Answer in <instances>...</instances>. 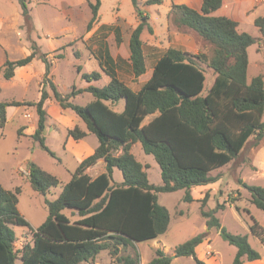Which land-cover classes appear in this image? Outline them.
Here are the masks:
<instances>
[{
  "label": "trees",
  "instance_id": "16d2710c",
  "mask_svg": "<svg viewBox=\"0 0 264 264\" xmlns=\"http://www.w3.org/2000/svg\"><path fill=\"white\" fill-rule=\"evenodd\" d=\"M27 23L31 22L28 0H18ZM135 12L142 15L139 0H131ZM162 0H148L146 4H161ZM92 18L87 26L91 31L100 18L101 0H88ZM222 0H204L197 11L186 5L173 4L168 13L170 32L192 30L211 48L206 53L192 54L178 47H170L156 63L151 78L139 91H134L118 76L119 64L111 56L106 41L93 53L100 71L83 74L89 84L106 75L108 84L102 88L89 85L86 89L73 87L68 94L58 91L51 80L52 63L47 53H41L36 43L31 53L17 61H6L0 73L7 80L15 77L18 68L29 66L39 59L45 66L41 96L38 102L7 101L0 103V127L8 122L10 107H34L38 114L33 140L52 157L46 146L45 134L49 114L45 108L50 98L47 86L63 110L73 111L84 124L68 131L76 141L94 135L99 146L95 153L82 161L68 183L43 170L35 162L28 164L29 183L39 195L47 197L53 188L62 187L58 199L46 198L48 217L36 230L18 211L21 188L6 190L0 184V264H92L104 251L114 259L113 264H141L139 253L128 254L135 243L148 242L165 235L171 224L169 210L159 203V194L185 190L183 201L195 200L191 189L219 181L213 173L234 160L255 141L264 140V73L248 82V49L259 44L264 55V16L254 25L262 37H254L238 30V22L216 16ZM142 22L131 33L130 69L135 78L146 73V55ZM113 26L102 25V30L119 32ZM205 68L213 71L215 80L206 94ZM81 72V69H80ZM90 93L93 101L79 105L72 100ZM125 102L124 110L115 107ZM151 117L148 123L147 118ZM140 143L144 154L152 156L161 169L162 184H152L145 167L132 153ZM100 160L106 163L105 172L92 177L88 169ZM123 181L114 180L115 170ZM250 193V202L264 211V188L239 181ZM209 195L202 200L201 213L209 229H215L222 239L237 248L232 264H244L261 259V254L249 243L247 235L229 232L214 210H205ZM234 204V201L231 203ZM71 211V216L64 213ZM73 216H78L73 220ZM28 228L32 242L16 249L15 228ZM254 236L264 243V229L255 221L251 226ZM207 239L197 235L174 249L176 258H193L195 264H206L199 259L196 248ZM148 264H172V257L158 248Z\"/></svg>",
  "mask_w": 264,
  "mask_h": 264
},
{
  "label": "rangeland",
  "instance_id": "374dc122",
  "mask_svg": "<svg viewBox=\"0 0 264 264\" xmlns=\"http://www.w3.org/2000/svg\"><path fill=\"white\" fill-rule=\"evenodd\" d=\"M89 1L94 2L95 0ZM139 2L141 16L135 12L131 0H101L100 18L91 31H88L87 26L92 18L88 0H28L30 23L26 22L18 0H0V69L8 60L17 61L28 56L31 53L32 44L36 43L41 53L48 54L52 63L50 77L60 93L68 94L73 87L86 89L89 85L102 88L108 84L107 77L91 84L82 77L83 74L100 70L98 60L93 55L94 51H98V47L93 49V46L95 44L99 46L110 36L116 39L113 30L100 29L92 37L89 36L101 23H113L119 16L121 22L118 23L122 25L124 34L131 32V28L125 26V21L134 22V24L144 22L148 24L147 26L154 28L153 37L148 27L142 35L149 64L155 57L161 56L166 49L163 46L153 48L151 43L154 40V43L157 41L156 44L160 42L161 45L167 46L168 39L165 33L167 9L161 5H148L146 0H139ZM244 28L246 33L252 36H260L258 29L252 23L245 25ZM180 34L182 41H175L173 45L184 51L192 47L193 50L199 51L198 54L210 55L211 48L202 38L199 36L198 38L193 32L187 30ZM259 47H261L259 44H255L248 50L249 83L254 77L264 73V55ZM120 68V77L137 89L141 85L140 80H131L128 65L120 63ZM44 71V64L39 59H35L32 66L16 69L15 77L11 80L5 79L1 72L0 103L7 101L37 102L41 96ZM205 76L203 94L211 88L215 78L213 71L208 68H205ZM47 90L49 93L52 92L49 86ZM93 99L92 94L85 92L72 101L84 106ZM11 116L13 117L5 127H0V184L6 190L11 191L18 187L21 188L18 211L36 230L48 217L46 198L58 199L62 187L53 188L47 197L39 195L29 184L28 164L35 162L43 170L54 173L61 181L67 182L70 178L67 170H72L73 167V162L67 159V157L72 158V155L63 151L67 130L56 123H52L54 124L52 127H47L45 143L55 154V157H52L38 142L31 137L23 136L24 126H37L36 109L29 106L14 107L11 109ZM91 141L97 142L98 140L92 136L91 139L89 138V142ZM138 146L132 152L147 167L146 172L150 182L161 185L159 165L152 156L140 150L142 149L140 144ZM61 159L64 160L63 164H60ZM213 175H218L219 181L194 190L195 201L193 203L183 201L185 190L159 194V203L166 207L171 215L168 232L158 240L135 243L127 253L131 255L139 253L141 264H148L155 257L158 248L168 256L174 257V249L178 245L197 235L205 234L207 237L205 241L208 242L205 252L208 262L211 264L220 258L222 264H232L237 248L224 241L217 230H209L206 219L202 216V200L208 194L205 210H214L218 204L225 203V209L219 210L217 214L222 226L231 233L247 235L250 245L264 256V243L251 232V226L255 221L264 229V211L251 204L249 191L239 183L241 180L247 185L264 188V140L260 146H256L255 141L251 140L236 160L215 171ZM114 179L116 182L122 181V173L116 170ZM64 213L71 216L70 210H65ZM72 219L77 220L78 216H73ZM15 231L17 250H20L26 243L32 242V235L28 228L19 227L15 228ZM113 261L109 252L104 251L92 264H113ZM172 264H194V261L192 258L174 257Z\"/></svg>",
  "mask_w": 264,
  "mask_h": 264
},
{
  "label": "crops",
  "instance_id": "0c3cea01",
  "mask_svg": "<svg viewBox=\"0 0 264 264\" xmlns=\"http://www.w3.org/2000/svg\"><path fill=\"white\" fill-rule=\"evenodd\" d=\"M146 1H148V0H146ZM222 1H223V6H222V8L220 10L215 12V15L216 16H225V17H228V18L238 22V24H239L238 30L240 32H246L245 28H244L245 25H247V24L249 25L251 23L254 25L255 19H257L258 17L264 16V0H222ZM203 3H204V0H162L161 4H156V5L164 6L167 9L166 17L168 18V13L170 12L171 7H172L173 4H175V5H186V6L190 7V8H192V9L200 11L202 9ZM258 13H260V14H258ZM167 18H166V27H165V30H166L165 33L167 34L166 37L168 39L167 46L166 45H161L160 42L158 44H156L157 41H156V43H154V40L151 43V47H153V48H157V47L160 48L162 46L165 47L166 49L164 48L165 49L164 52H166L170 47H177V46L173 45L175 43V41H178V40L182 41V39H181L182 36H181L180 33L170 32L169 31L168 19ZM116 19L117 20L115 22H113V23H108V24L101 23V25L97 26L91 32V34L89 36L92 37L99 30L100 26H102V25H108V26L115 27L114 29L119 32V39L120 40L117 41V39H115V38H113L111 36H110L111 38L109 37L107 39L106 43L108 45L110 54L114 58V60H116V61L119 58L122 59L124 61L122 63L128 65L129 73L131 75L130 76L131 80H133V81H139L140 80L141 85L137 89H135L131 85H129V82H127L126 80H123L120 77V75H119V72H120V69H121L120 68V64H119V67H118V76L123 82H125L134 91H139L142 88V86L151 78V76L153 74L154 67H155L156 63L158 62V60L160 59L161 56L155 57L152 60L151 64H149V62L147 60L148 57H147L146 51H145V48H146V44H145L144 45V52H145V55H146V73L143 76L139 77V78H135V76L132 74L131 69H130V60H129L130 59V38H131L132 31L139 24L138 23L134 24V22L125 21L124 22L125 26H127V28H129V29L131 28V32H127V34H124L125 31H123V29L121 27L122 25H120V23H118V22H121V18L119 16H117ZM152 29H153V33L151 34V36L153 37L155 35V30H154V28H152ZM144 31H146V30H144ZM144 31H143V33H144ZM188 31L193 32L197 37L199 36L197 33H195L192 30H188ZM258 31H259V29H258ZM113 32L115 33V31H113ZM259 33H260V31H259ZM257 37H262L261 33H260V36H257ZM144 43H145V41H144ZM97 47H98L97 44H95L93 46V49H95ZM259 49H260V47H259ZM187 52H190L192 54H198L199 53L198 50H193L192 47H189ZM248 53H249V51H248ZM32 63L29 66H32ZM23 68H25V67H23ZM99 69H100L99 71L101 72V68L100 67H99ZM104 77H107V76L103 75V78ZM142 78H144L143 81H142ZM214 80H215V78H214ZM108 81H109V79H108ZM49 94H50V98L47 100V102L45 104V108H46L47 112L49 113V118H48V121H47V127H52V125H54L52 123H56L59 126L65 128L67 130V137H66V139L64 141L63 151H65V153H68V154L72 155V158H69V157L66 156L67 159L70 160V162L71 161L73 162V167L71 168L72 170H70V169L67 170V171H69V174H70L69 180L67 182H63L62 181L63 183L66 184L72 179L73 173L77 170V168L80 166L82 161L95 153L96 148L99 146V142L98 141L97 142L96 141L89 142V138L91 139L92 136H94L92 134L88 135L84 140H80V141H76L72 137H70L68 135V131L69 130L74 129L77 125H80L82 128L85 129L84 124L81 122L80 118L73 111H71V110H63L59 106V104L55 101V98H54L52 92H50ZM124 106H125V102L121 101L115 107V110L118 111V112H122L124 110ZM12 108H14V107H10L7 110L8 121L11 119V117H13V116H11V109ZM12 115H14V113ZM150 120H151V117L147 118L145 120V123H148ZM23 128H25L23 130V132H24L23 136L31 137L32 135H34V133H35V131L37 129V126L36 125H33L31 127L30 126H27V127L24 126ZM139 144L140 143H137V144L133 145L132 151H133L134 148L139 147L138 146ZM141 148H142V146H141ZM140 150H142V149H140ZM63 163H64V160L61 159L60 160V164H63ZM105 168H106L105 161L104 160H100L95 166H93V167L88 169V173L92 177H96V176L104 173L105 172ZM51 174L55 175L54 173H51ZM114 175H115V172H114ZM55 176H57V175H55ZM22 180H23V177H22ZM122 181L117 182V183H121ZM203 187H207V186H199V187H195V188L191 189V194H192L193 198H194V193H193L194 190H196L198 188H203ZM153 241H155V240H153ZM207 243L208 242L205 241L201 245H199L196 248V253H197V256H198L199 259L203 260L206 264H210V262H208L207 253H205L206 252V248L208 246ZM192 260L194 261L193 258H192ZM194 264H195V261H194ZM211 264H222V262H221V260L219 258V259H216V261L212 262ZM244 264H264V256L261 254V259L260 260H256V261H252V262L246 261Z\"/></svg>",
  "mask_w": 264,
  "mask_h": 264
},
{
  "label": "water",
  "instance_id": "95a60500",
  "mask_svg": "<svg viewBox=\"0 0 264 264\" xmlns=\"http://www.w3.org/2000/svg\"><path fill=\"white\" fill-rule=\"evenodd\" d=\"M210 230V229H209ZM172 258H174V257H172Z\"/></svg>",
  "mask_w": 264,
  "mask_h": 264
}]
</instances>
